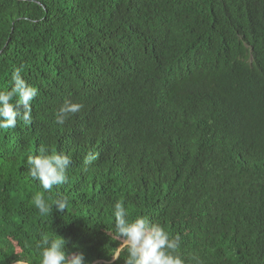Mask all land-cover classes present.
<instances>
[{"label": "trees", "instance_id": "16d2710c", "mask_svg": "<svg viewBox=\"0 0 264 264\" xmlns=\"http://www.w3.org/2000/svg\"><path fill=\"white\" fill-rule=\"evenodd\" d=\"M0 264H264V0H0Z\"/></svg>", "mask_w": 264, "mask_h": 264}, {"label": "rangeland", "instance_id": "374dc122", "mask_svg": "<svg viewBox=\"0 0 264 264\" xmlns=\"http://www.w3.org/2000/svg\"><path fill=\"white\" fill-rule=\"evenodd\" d=\"M127 244L134 246L135 248L139 249V251H140V249H143L144 246H146L144 243L140 244L137 241H127Z\"/></svg>", "mask_w": 264, "mask_h": 264}, {"label": "water", "instance_id": "95a60500", "mask_svg": "<svg viewBox=\"0 0 264 264\" xmlns=\"http://www.w3.org/2000/svg\"><path fill=\"white\" fill-rule=\"evenodd\" d=\"M117 254L114 256L113 260L116 258Z\"/></svg>", "mask_w": 264, "mask_h": 264}, {"label": "clouds", "instance_id": "9594fccd", "mask_svg": "<svg viewBox=\"0 0 264 264\" xmlns=\"http://www.w3.org/2000/svg\"><path fill=\"white\" fill-rule=\"evenodd\" d=\"M140 253V252H139Z\"/></svg>", "mask_w": 264, "mask_h": 264}]
</instances>
